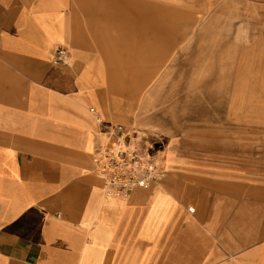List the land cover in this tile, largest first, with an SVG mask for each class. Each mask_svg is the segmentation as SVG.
Wrapping results in <instances>:
<instances>
[{
    "label": "crops",
    "instance_id": "obj_1",
    "mask_svg": "<svg viewBox=\"0 0 264 264\" xmlns=\"http://www.w3.org/2000/svg\"><path fill=\"white\" fill-rule=\"evenodd\" d=\"M189 11L169 0H0V264H264V114L244 116L247 131L216 114L214 90L225 72L227 94L232 75L217 53L171 59ZM57 48L65 65L52 63ZM179 64L191 70L185 89H206L182 99L193 114L182 132L177 99L151 104L153 91L182 87L171 82ZM202 96L213 114L189 104ZM97 119L179 138L142 141L164 178L106 196L92 161Z\"/></svg>",
    "mask_w": 264,
    "mask_h": 264
},
{
    "label": "rangeland",
    "instance_id": "obj_2",
    "mask_svg": "<svg viewBox=\"0 0 264 264\" xmlns=\"http://www.w3.org/2000/svg\"><path fill=\"white\" fill-rule=\"evenodd\" d=\"M169 1L172 6L180 7L187 11L190 10V13L193 10L191 18L194 21L185 40L179 41L180 44L177 50L172 53L171 59L174 60L178 57L180 61L190 62L192 58L201 53L205 56L216 53L220 55V72L231 69L232 75L230 90L227 94L225 92L222 93L224 87L223 74L225 72L221 73L222 77L218 81L220 83V88L217 87L219 90H214V93L218 91L220 95L215 97V99H218L219 104L216 114L219 116L231 115V120L235 118L237 121L233 122L236 130L244 127L243 129L247 131V122H242L244 120L243 117L246 116L245 120H247V116L264 114V58L259 57L260 54L263 56L262 52L264 51V45L262 46V41L264 40V11L253 9L254 4H258V0ZM171 69V82H180L182 87L177 90H168L165 87L167 88L166 90L153 91L151 104L153 111H155L161 109L163 104L168 105L169 101L177 99L179 101L176 103L178 104L179 121L181 126L183 125L180 131L182 132L187 126L191 127L192 124L187 122L193 118L191 116L193 114L186 108V105H183L182 99L187 100L192 99L195 95H203L204 90L193 92L183 87V83L189 81L186 77L191 78V70L186 68V65H175ZM185 70L186 75L183 76V79H180L182 77L180 74L184 73ZM164 72L165 70L163 69L160 73L161 75L156 76L157 81H159L158 77L162 76L164 80L161 79L160 81L165 82L166 75H163ZM217 84L215 87L218 86ZM144 95V92H141V101H143ZM202 97L204 98L203 101L199 103L189 102V104L192 107L195 105V109L197 104L202 103L204 104V109L209 110L210 114H213L211 107L213 103L205 98L207 96ZM125 101H131L130 94L129 97H125ZM220 125L225 126V123ZM139 133V138L142 141L154 142L160 138H165L174 144H179L180 141L179 138L169 139L158 133L148 132L143 129H140ZM178 135L174 136L178 137Z\"/></svg>",
    "mask_w": 264,
    "mask_h": 264
},
{
    "label": "built area",
    "instance_id": "obj_3",
    "mask_svg": "<svg viewBox=\"0 0 264 264\" xmlns=\"http://www.w3.org/2000/svg\"><path fill=\"white\" fill-rule=\"evenodd\" d=\"M69 58L65 48H57L54 65H65ZM102 124L104 143L93 154L94 172L102 182L106 196L127 198L135 190H149L165 176L161 161L152 158L141 146L142 139L133 129Z\"/></svg>",
    "mask_w": 264,
    "mask_h": 264
},
{
    "label": "bare ground",
    "instance_id": "obj_4",
    "mask_svg": "<svg viewBox=\"0 0 264 264\" xmlns=\"http://www.w3.org/2000/svg\"><path fill=\"white\" fill-rule=\"evenodd\" d=\"M195 61V60H194ZM196 63V62H195ZM173 64V63H172ZM175 64V63H174ZM194 65V64H193ZM213 67V66H212ZM193 69V68H192ZM212 69V68H211ZM232 73V72H231ZM201 76V75H200ZM199 76V77H200ZM231 77V76H230ZM194 80V79H193ZM229 81V80H228ZM192 82V81H191ZM229 84H231V83H229ZM230 87V86H229ZM205 91H206V89H204ZM212 95V94H211ZM218 96H219V94H218ZM103 143H104V140H103Z\"/></svg>",
    "mask_w": 264,
    "mask_h": 264
}]
</instances>
